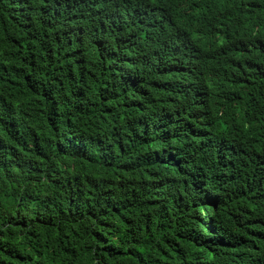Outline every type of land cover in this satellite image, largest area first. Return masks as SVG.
I'll return each instance as SVG.
<instances>
[{"label":"trees","instance_id":"obj_1","mask_svg":"<svg viewBox=\"0 0 264 264\" xmlns=\"http://www.w3.org/2000/svg\"><path fill=\"white\" fill-rule=\"evenodd\" d=\"M0 264H264V0H0Z\"/></svg>","mask_w":264,"mask_h":264}]
</instances>
